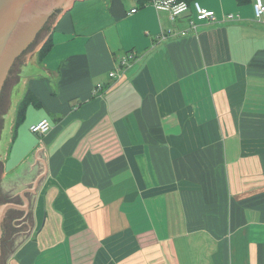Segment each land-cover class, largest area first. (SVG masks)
I'll use <instances>...</instances> for the list:
<instances>
[{
  "label": "crops",
  "instance_id": "obj_1",
  "mask_svg": "<svg viewBox=\"0 0 264 264\" xmlns=\"http://www.w3.org/2000/svg\"><path fill=\"white\" fill-rule=\"evenodd\" d=\"M197 1L216 19L162 39L188 19L77 0L25 64L39 105L16 126L17 105L1 188L31 225L6 264H264V19Z\"/></svg>",
  "mask_w": 264,
  "mask_h": 264
},
{
  "label": "water",
  "instance_id": "obj_2",
  "mask_svg": "<svg viewBox=\"0 0 264 264\" xmlns=\"http://www.w3.org/2000/svg\"><path fill=\"white\" fill-rule=\"evenodd\" d=\"M76 1L0 0V116L10 105L12 85L19 81V75L16 74L20 70L19 63L26 64L30 53L47 40L57 20ZM1 120L4 118L0 117V128ZM2 167L3 162L0 160V177ZM11 206L14 205L9 199L0 205V236L5 213ZM5 254L0 242V264H6Z\"/></svg>",
  "mask_w": 264,
  "mask_h": 264
},
{
  "label": "rangeland",
  "instance_id": "obj_3",
  "mask_svg": "<svg viewBox=\"0 0 264 264\" xmlns=\"http://www.w3.org/2000/svg\"><path fill=\"white\" fill-rule=\"evenodd\" d=\"M206 1L210 2V0H206ZM188 14L190 15L189 16L190 19H195L197 17V12L195 9H194V11L192 9H190L188 11ZM48 29L51 30V27H49ZM44 43H45V41L43 42V44L38 49H36L30 53L28 61L30 59H33V57L36 56V54L39 52V50L44 45ZM34 65H35V63H31L29 66H26L24 62L19 63V69L20 70H19V72H16V74L19 75V81L12 85L11 93H10V95H11L10 96V101H11L10 105L8 107V110L5 113H2L0 116L1 118H4V120H1L2 126L0 128V151L3 155L8 153V151L10 150L11 141H12V125L14 123V119H15V115H16L15 110L17 108L19 101L22 99V97L25 93L26 79L28 80V76H35L37 73H39V74L42 73V70L37 69ZM21 77H22V79H21ZM1 104L3 105V103H1ZM11 107H12V110H11ZM9 110H11L10 113H9ZM0 160H1V154H0ZM2 178H3V168H2V174L0 177V196L2 195V193L4 195L6 193L1 188ZM6 199H7V197H6ZM3 202H5V199L1 197L0 198V205ZM11 207L12 208H10L6 213L3 226H1L2 233H1L0 239H1V243H2L1 248H2L3 252L4 251L6 252L5 262L7 261V257L9 256V253H11V250L14 249L15 239L17 238L18 242L20 240H22V238H19L18 235L20 233L22 234L23 231L29 229L30 225H31L30 214L26 215L23 218V220L20 219V221H15L16 217L19 216V210L16 209L15 206H11ZM19 217L22 218L21 213H20ZM9 220H10V223H9L10 227H11V222L14 220L13 221L14 224L12 226V229H6V223ZM16 222H18V223H16ZM8 231H9V233H8Z\"/></svg>",
  "mask_w": 264,
  "mask_h": 264
},
{
  "label": "built area",
  "instance_id": "obj_4",
  "mask_svg": "<svg viewBox=\"0 0 264 264\" xmlns=\"http://www.w3.org/2000/svg\"><path fill=\"white\" fill-rule=\"evenodd\" d=\"M149 4L153 5L157 10H164L168 11L170 15V19L172 21H176L180 18H186L189 21V27L182 29L175 33L172 29L168 30L167 32H162L160 38L164 39L172 35H186L191 30L197 32L198 30V23L195 19H190L188 11L190 9L196 10L197 12V19L202 21H213L216 19V13L212 9H208L203 7L199 1H193L192 3H188L183 0H147ZM255 8V17L257 19L263 20L264 19V0H255L254 2ZM136 8L132 10L135 12ZM223 20H233L235 19L234 13L225 14L222 18ZM111 76L114 75V72L110 73ZM51 128V123L48 118H44L39 122L31 125V131L36 134H45Z\"/></svg>",
  "mask_w": 264,
  "mask_h": 264
},
{
  "label": "trees",
  "instance_id": "obj_5",
  "mask_svg": "<svg viewBox=\"0 0 264 264\" xmlns=\"http://www.w3.org/2000/svg\"><path fill=\"white\" fill-rule=\"evenodd\" d=\"M140 1L145 4L147 0H140ZM183 1H186L188 3H192L193 1H196V0H183ZM249 1H251V0H237V2L239 4H244V3H247ZM51 38L52 37L48 38L45 41L44 45L39 50L38 53L40 56H44L45 54H47L50 51V49L52 47V39ZM30 104L39 105V101L37 100V98L34 96V94L31 91H28L18 106L17 115H16V126H18L24 120L27 107Z\"/></svg>",
  "mask_w": 264,
  "mask_h": 264
},
{
  "label": "flooded vegetation",
  "instance_id": "obj_6",
  "mask_svg": "<svg viewBox=\"0 0 264 264\" xmlns=\"http://www.w3.org/2000/svg\"><path fill=\"white\" fill-rule=\"evenodd\" d=\"M1 197L4 198L5 200L9 199L8 197L6 199V196L3 193L1 195ZM9 223H10V220L7 221V223H6V229H12V224H11V227H10ZM8 233H9V231H8Z\"/></svg>",
  "mask_w": 264,
  "mask_h": 264
},
{
  "label": "bare ground",
  "instance_id": "obj_7",
  "mask_svg": "<svg viewBox=\"0 0 264 264\" xmlns=\"http://www.w3.org/2000/svg\"><path fill=\"white\" fill-rule=\"evenodd\" d=\"M10 208H12V207H9L8 209H7V211L10 209ZM7 211H6V213H7ZM6 213H5V216H6ZM2 233V232H1ZM1 237V236H0ZM0 242H1V239H0ZM1 245H2V243H1ZM1 250H2V248H1Z\"/></svg>",
  "mask_w": 264,
  "mask_h": 264
}]
</instances>
